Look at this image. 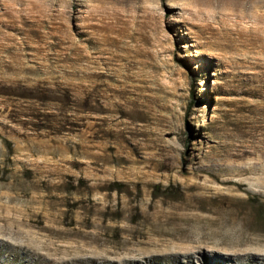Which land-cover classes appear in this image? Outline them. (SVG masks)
<instances>
[{
    "label": "rangeland",
    "instance_id": "374dc122",
    "mask_svg": "<svg viewBox=\"0 0 264 264\" xmlns=\"http://www.w3.org/2000/svg\"><path fill=\"white\" fill-rule=\"evenodd\" d=\"M0 264H264V0H0Z\"/></svg>",
    "mask_w": 264,
    "mask_h": 264
}]
</instances>
